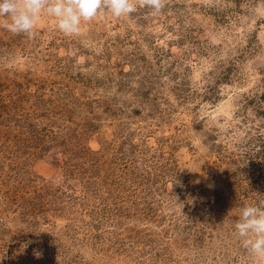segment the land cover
<instances>
[{"label":"rangeland","instance_id":"1","mask_svg":"<svg viewBox=\"0 0 264 264\" xmlns=\"http://www.w3.org/2000/svg\"><path fill=\"white\" fill-rule=\"evenodd\" d=\"M35 31L0 27V264H251L232 211L264 196V0Z\"/></svg>","mask_w":264,"mask_h":264},{"label":"clouds","instance_id":"2","mask_svg":"<svg viewBox=\"0 0 264 264\" xmlns=\"http://www.w3.org/2000/svg\"><path fill=\"white\" fill-rule=\"evenodd\" d=\"M167 0H0V27L12 34L37 35L35 28L42 16L54 19L55 27L66 36L79 34L84 23L101 13L115 18L131 16L138 4L161 14ZM234 231L251 264L264 262V196H253L249 204H240Z\"/></svg>","mask_w":264,"mask_h":264}]
</instances>
